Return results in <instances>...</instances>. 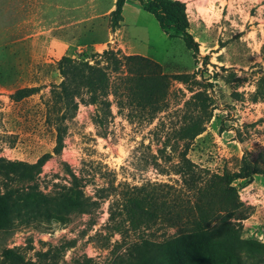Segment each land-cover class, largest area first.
Here are the masks:
<instances>
[{"label": "rangeland", "instance_id": "obj_1", "mask_svg": "<svg viewBox=\"0 0 264 264\" xmlns=\"http://www.w3.org/2000/svg\"><path fill=\"white\" fill-rule=\"evenodd\" d=\"M48 1L49 9L41 12L45 20L36 10L30 12L36 18L31 26L16 28L11 1L0 0V158L33 163L49 152L51 156L34 179L16 180L11 190L21 196L42 193L52 197L81 192L95 204L87 212L33 222L16 219L1 226L0 264H4L1 252L7 248L17 249L25 261L38 264H131L138 255L132 249L135 242H162L179 232L162 221L137 233L114 230L110 212L120 218V195L127 188L144 186L185 198L190 194L180 176L170 171L179 153L200 172L232 174L244 157L264 149V100H250L257 79L264 76V0H179L185 5L196 52L188 50L180 38L165 34L138 1L125 6L114 30L108 25V15L81 25L72 20L74 15L89 14L92 6L101 14L110 0ZM76 3L84 9H73ZM130 46L139 53H132ZM103 50L119 58L147 57L166 74L199 70L197 79L210 84L207 92L215 106L204 131L178 143L175 152L163 148L164 135L180 123L184 102L198 88L192 82L171 81L165 108L152 120L130 108L120 109L110 94V115L98 125L96 107L80 103L74 116L63 122L61 151L52 152L55 130L46 106L51 86L61 80L57 61L64 55L78 58L83 54L113 78L108 61L100 56ZM34 86L39 88L35 94L12 98L16 89ZM232 184L246 208L245 218L235 221L238 262L234 264H264V177L254 173Z\"/></svg>", "mask_w": 264, "mask_h": 264}, {"label": "trees", "instance_id": "obj_2", "mask_svg": "<svg viewBox=\"0 0 264 264\" xmlns=\"http://www.w3.org/2000/svg\"><path fill=\"white\" fill-rule=\"evenodd\" d=\"M128 1H138L141 9L153 15L165 34L170 38H180L188 50L197 51V43L188 31L185 5L179 0H115L114 9L108 14L110 29L119 26L123 6ZM100 56L108 61L113 78L102 66L89 63L83 54L78 58L64 55L57 61L61 80L51 86L46 106L47 112H51L48 120L55 130L52 152L61 151L65 134L63 122L74 116L80 103L96 107L94 120L98 125L110 115V94L120 109L130 108L152 120L165 108L171 81L185 85L192 82L198 88L191 90L192 94L184 102L180 123L164 135L163 148L169 147L170 152H175L178 143L192 140L204 131L215 106L207 92L210 84L197 79L199 70L166 74L161 72L158 63L140 55L119 58L117 53L103 50ZM38 90L36 86L18 88L12 98L21 100ZM250 100H264V76L257 79ZM50 156L51 153H44L33 163L0 158V227L16 219L33 222L60 214L87 212L95 204L81 192L72 197H52L42 193L21 196L11 190V184L16 180L32 181ZM170 171L180 176L189 196L181 198L173 192L146 189L144 186L127 188L125 193L119 194L120 218L116 219L113 211L110 212L109 220L116 231L125 228L137 233L149 229L156 221H162L179 232L176 237L162 242L146 239L135 242L132 249L138 255L131 264L238 262L234 226L235 221L245 218L246 208L239 201L232 182L249 178L254 173L264 177V149L259 148L249 158L244 157L238 171L232 174L200 172L184 153H179L176 161L170 164ZM1 256L4 264H38L25 261L15 248L4 249Z\"/></svg>", "mask_w": 264, "mask_h": 264}, {"label": "crops", "instance_id": "obj_3", "mask_svg": "<svg viewBox=\"0 0 264 264\" xmlns=\"http://www.w3.org/2000/svg\"><path fill=\"white\" fill-rule=\"evenodd\" d=\"M11 2V21H12V25L16 26V28L19 27V25H24V26H31L32 25V21L35 22V16L30 14V12H34V11H38L40 14V19L41 21L44 19L45 20V15H43L41 12H45L47 9H49L50 7V2L48 0H10ZM114 2L115 0H110L109 5L103 9L104 11L100 14L98 13V7L96 6H92L91 11L89 14H79V15H74L72 16V20H74V24H82L84 21H91V20H95L97 18H99L100 15H108L109 12L111 10L114 9ZM129 3H133V2H126L123 6L122 12L125 8V6ZM93 5V4H92ZM136 9L139 8V5L134 4ZM75 10H83V6L80 3H76L74 5ZM90 9V8H89ZM24 11H26L27 13L24 14ZM21 12V13H20ZM20 16L21 18L18 20H14L17 16ZM35 23H33L34 25ZM124 31V37L126 38V40H128L127 42H129V38L127 35V31H126V27L122 26ZM122 37V36H121ZM130 49L132 50V53H139V51H137L136 49H134L132 46H130Z\"/></svg>", "mask_w": 264, "mask_h": 264}]
</instances>
